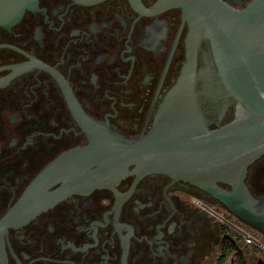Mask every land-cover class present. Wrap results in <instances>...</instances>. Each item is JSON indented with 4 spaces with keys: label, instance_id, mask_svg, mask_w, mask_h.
<instances>
[{
    "label": "flooded vegetation",
    "instance_id": "obj_1",
    "mask_svg": "<svg viewBox=\"0 0 264 264\" xmlns=\"http://www.w3.org/2000/svg\"><path fill=\"white\" fill-rule=\"evenodd\" d=\"M173 1L37 0L0 26V264H236L245 246L218 216L264 239L223 201L168 173L132 163L102 179L100 163L82 165L79 155L55 166L92 137L151 135L186 63L190 23ZM220 1L241 10L254 0ZM196 46L194 125L206 130L242 108L227 98L218 116L203 30ZM244 183L264 198V152Z\"/></svg>",
    "mask_w": 264,
    "mask_h": 264
},
{
    "label": "water",
    "instance_id": "obj_2",
    "mask_svg": "<svg viewBox=\"0 0 264 264\" xmlns=\"http://www.w3.org/2000/svg\"><path fill=\"white\" fill-rule=\"evenodd\" d=\"M173 2L190 23L186 63L157 111L151 135L132 140L92 137L89 146L64 153L55 166L73 155L83 156L82 165L100 163L103 179L108 172L117 176L138 163L143 172H165L198 185L264 234V198H254L244 183L247 167L264 152V0H254L241 10L220 0ZM36 4L37 0H0V26L16 24ZM201 30L209 37V56L219 76L218 87L213 81L211 88L219 104L218 116L227 98L242 108L234 119L222 126L214 119L213 127L206 130L194 125L193 110L192 69ZM53 170L44 169L40 181ZM224 182L232 189L223 188Z\"/></svg>",
    "mask_w": 264,
    "mask_h": 264
},
{
    "label": "built area",
    "instance_id": "obj_3",
    "mask_svg": "<svg viewBox=\"0 0 264 264\" xmlns=\"http://www.w3.org/2000/svg\"><path fill=\"white\" fill-rule=\"evenodd\" d=\"M217 216V215H216ZM218 218L221 220L222 223L225 225L231 227L233 230H235L239 236L241 237V240L243 243L247 245H253L257 247L259 250L264 252V239L257 236L251 229L243 228L242 226H238L230 221L225 220L224 218H221L218 216Z\"/></svg>",
    "mask_w": 264,
    "mask_h": 264
},
{
    "label": "rangeland",
    "instance_id": "obj_4",
    "mask_svg": "<svg viewBox=\"0 0 264 264\" xmlns=\"http://www.w3.org/2000/svg\"><path fill=\"white\" fill-rule=\"evenodd\" d=\"M226 218L235 223L233 218H229L228 216H226ZM229 229L233 230L231 227H229ZM239 255L246 264H259V261H262V264H264V255L258 251L252 250L249 247L245 246L244 248H240Z\"/></svg>",
    "mask_w": 264,
    "mask_h": 264
},
{
    "label": "trees",
    "instance_id": "obj_5",
    "mask_svg": "<svg viewBox=\"0 0 264 264\" xmlns=\"http://www.w3.org/2000/svg\"><path fill=\"white\" fill-rule=\"evenodd\" d=\"M240 238H241V237H240ZM243 244H244V246L249 247V248H251V249L254 250V251H258V252H260V253H262V254L264 255V252L261 251V250H259L257 247H255V246H253V245H247V244H245V243H243ZM225 256H226V255H225ZM236 264H246V263H245V261L242 260L241 256H239L238 261H237Z\"/></svg>",
    "mask_w": 264,
    "mask_h": 264
}]
</instances>
